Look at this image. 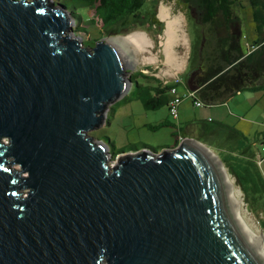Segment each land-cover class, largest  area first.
<instances>
[{
	"label": "water",
	"instance_id": "95a60500",
	"mask_svg": "<svg viewBox=\"0 0 264 264\" xmlns=\"http://www.w3.org/2000/svg\"><path fill=\"white\" fill-rule=\"evenodd\" d=\"M71 25L52 0H0V264H264L205 145L113 158L88 135L133 80Z\"/></svg>",
	"mask_w": 264,
	"mask_h": 264
},
{
	"label": "rangeland",
	"instance_id": "374dc122",
	"mask_svg": "<svg viewBox=\"0 0 264 264\" xmlns=\"http://www.w3.org/2000/svg\"><path fill=\"white\" fill-rule=\"evenodd\" d=\"M52 1L67 6L70 10L68 11L69 13L75 10L76 14L74 16L76 18H71L72 25L68 30V35H71V38H79L82 47L92 49L94 47L91 45L92 42L117 39L118 42L116 43H118L119 48L126 56L129 64L130 76L142 72L148 77H156L159 81L168 83H171L174 77L179 76L181 83L177 86L178 95L181 94L184 97L189 96L188 79L192 68L199 59L200 44L205 27L201 23L196 22L192 17L190 18L189 13L182 9L175 0L146 3L144 12L155 10L162 26H153L148 22L149 15H146V18L137 20L128 26L122 27L118 25L107 30L102 28L100 22L96 23L93 21L94 10L89 11L87 8L81 7L79 0ZM235 1L238 4L236 12L241 18L242 30L245 35L243 44L246 48H250L251 42L257 38L256 24L253 19V8L249 0ZM162 5L168 8L172 16L180 15L184 18V30L188 44L181 45L175 50L183 59L181 66L179 68L175 67L176 69L168 64L164 52L166 23L161 17ZM82 28L86 32L80 31ZM136 34L140 38H147L151 41V44L146 46V48L141 47L137 50L135 42H128L123 39ZM128 76L129 74H127ZM135 79L140 84L146 82L142 77ZM136 80H134L132 88L126 95L109 105L104 123L100 127L88 132V135L92 136L96 141L109 145L110 151L116 154L117 157L123 153H137L147 148L161 152L164 148H173L176 142L175 136L171 133L173 130L172 127L164 126L156 130L151 128L152 125H157V122H161L168 116L172 122L173 118L166 106L159 107L155 110H149L144 106L143 101L138 98L140 89H138ZM153 83L158 85V82ZM257 91H264V89ZM263 139L264 134L261 136V141ZM181 142L182 140L178 141V145ZM200 142L205 146L206 144H210L205 138H201ZM214 148L211 149L212 153L218 159L223 160L225 158V151H219ZM261 148L262 146L258 144V154L261 153L263 160L250 161V163L244 162L241 166L237 163L231 165V168H233L232 172L237 173L239 176L245 174L244 168L245 166L248 167L252 175V179L249 178V181L244 179L245 181H242L240 185L238 179L225 164L224 168L237 188V195L241 200L240 207L244 219L258 234L264 237V152ZM227 200L230 206V199L228 198Z\"/></svg>",
	"mask_w": 264,
	"mask_h": 264
},
{
	"label": "trees",
	"instance_id": "16d2710c",
	"mask_svg": "<svg viewBox=\"0 0 264 264\" xmlns=\"http://www.w3.org/2000/svg\"><path fill=\"white\" fill-rule=\"evenodd\" d=\"M153 1L162 0H79L81 7L89 11L94 10L93 21L100 22L105 30L118 25L128 26L146 18V15H149L148 22L153 26H162L155 10L144 12L146 3ZM175 1L189 13L190 18L205 27L199 59L188 79L189 91L194 102L200 100L203 105L212 106L224 103L244 90L264 89V0H249L253 8L257 33V38L251 42L250 48H246L243 44L245 35L241 18L236 12L238 4L235 0ZM54 4L64 7L71 18L75 17V10L69 13L67 6L56 2ZM91 45L95 46L96 42H92ZM139 77L144 78L146 82L140 84L135 79ZM131 78L133 82L137 81L140 89L138 98L143 101L147 109L155 110L169 105L171 98L167 97V92L173 86L172 83L165 84L164 81L161 82L156 77H148L142 72L131 75ZM153 82H158V85ZM164 126L171 125L162 122L152 125L151 128L156 130ZM116 156L114 154L113 158ZM244 172L245 174L239 176L231 170L240 185L242 181L252 179L248 167L245 166Z\"/></svg>",
	"mask_w": 264,
	"mask_h": 264
},
{
	"label": "crops",
	"instance_id": "0c3cea01",
	"mask_svg": "<svg viewBox=\"0 0 264 264\" xmlns=\"http://www.w3.org/2000/svg\"><path fill=\"white\" fill-rule=\"evenodd\" d=\"M167 95L170 99L169 91ZM179 96L182 98L179 118L172 122L168 116L157 122V125L162 122L171 125V133L176 138L174 147L186 138L198 142L205 138L210 143L206 144L208 149L215 147L225 151L222 161L230 171L233 170L231 165L236 163L241 166L244 162L263 158L261 153L258 154V144L262 145L261 136L264 134V91L244 90L224 103L200 107L194 104L190 94L188 97ZM166 108L169 110L168 105Z\"/></svg>",
	"mask_w": 264,
	"mask_h": 264
},
{
	"label": "bare ground",
	"instance_id": "6f19581e",
	"mask_svg": "<svg viewBox=\"0 0 264 264\" xmlns=\"http://www.w3.org/2000/svg\"><path fill=\"white\" fill-rule=\"evenodd\" d=\"M161 17L166 23L164 37V52L166 60L168 64H170L174 68H179L183 62V59L175 52V50L181 45L188 44V39L184 30V18L180 15L172 16L171 12L164 5H162L161 7ZM123 39L128 42H135L136 45H134L135 47H137V50H139L141 47L146 48V46L151 44L150 40L144 37L140 38L137 34L130 35ZM108 42L119 48L118 43H116L118 42L117 39H109ZM200 146L211 156L213 161L216 162L219 166L228 209L239 233L264 258V237L263 235L258 234L244 219L240 207L241 200L237 195V188L235 187L234 181L231 179L230 175L225 170V168L221 166L219 159L216 157V155L210 152V150H208L206 147L202 145ZM227 197L230 199V206L228 204Z\"/></svg>",
	"mask_w": 264,
	"mask_h": 264
},
{
	"label": "built area",
	"instance_id": "2783aa9c",
	"mask_svg": "<svg viewBox=\"0 0 264 264\" xmlns=\"http://www.w3.org/2000/svg\"><path fill=\"white\" fill-rule=\"evenodd\" d=\"M164 83L166 84L168 82H164ZM171 83L173 84V86L169 90L171 94V99L169 101L168 107H169V112L172 118L178 119L179 118V106L182 101V98L178 95L177 86L181 83V78L179 76H176L172 79ZM190 96L192 97V94H190ZM194 104L198 107L203 106V102H201L200 100L195 101ZM261 146H262L261 149L264 152V139H263V143ZM260 159L263 160V158L259 157L258 160Z\"/></svg>",
	"mask_w": 264,
	"mask_h": 264
}]
</instances>
